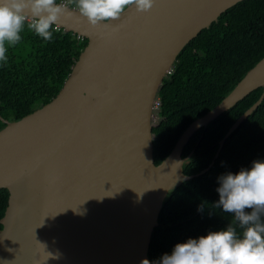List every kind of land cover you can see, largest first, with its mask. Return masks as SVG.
Returning a JSON list of instances; mask_svg holds the SVG:
<instances>
[{"label": "water", "instance_id": "95a60500", "mask_svg": "<svg viewBox=\"0 0 264 264\" xmlns=\"http://www.w3.org/2000/svg\"><path fill=\"white\" fill-rule=\"evenodd\" d=\"M238 1L155 0L147 12L128 6L118 20L96 26L79 9L57 3L67 9L59 28L86 44L50 101L17 120L0 117V188L7 191L0 264L148 259L151 232L170 192L206 170L228 133L264 96L263 55L153 163L152 102L163 76L179 50ZM257 87L258 98L214 143L210 161L196 174H183L200 154L192 147L181 157L189 137ZM46 251L59 258L46 262Z\"/></svg>", "mask_w": 264, "mask_h": 264}, {"label": "trees", "instance_id": "16d2710c", "mask_svg": "<svg viewBox=\"0 0 264 264\" xmlns=\"http://www.w3.org/2000/svg\"><path fill=\"white\" fill-rule=\"evenodd\" d=\"M58 2L78 9L77 0ZM20 36L15 45L6 46V61H0V117L7 121L50 101L86 44L84 37L61 28L53 30L50 41L26 25ZM263 55L264 0L238 1L200 29L176 54L157 89L156 120L151 128L153 163L163 159L183 129L215 106ZM260 92L261 87L251 90L189 137L181 157L192 147L193 153L200 154L183 168V174H196L210 161L216 150L214 143ZM3 125L0 120V128ZM253 160H264V96L228 133L206 170L170 192L159 209L147 258H160L176 243L232 223L234 214L214 206L219 199L217 178L248 168ZM6 200L7 191L0 188V212Z\"/></svg>", "mask_w": 264, "mask_h": 264}, {"label": "clouds", "instance_id": "9594fccd", "mask_svg": "<svg viewBox=\"0 0 264 264\" xmlns=\"http://www.w3.org/2000/svg\"><path fill=\"white\" fill-rule=\"evenodd\" d=\"M154 2L77 0L80 14L92 26L118 20L128 6L147 12ZM66 12V7L56 0H0V61H6V46L20 41L25 25L50 41L53 30L59 31L60 18ZM217 179L219 199L214 206L234 214L233 222L224 229L176 243L155 264H264V160H253L250 167L235 174L226 172ZM38 243L45 249L43 243ZM46 253V262L59 258V254ZM140 264L150 261L142 259Z\"/></svg>", "mask_w": 264, "mask_h": 264}, {"label": "bare ground", "instance_id": "6f19581e", "mask_svg": "<svg viewBox=\"0 0 264 264\" xmlns=\"http://www.w3.org/2000/svg\"><path fill=\"white\" fill-rule=\"evenodd\" d=\"M155 100H157V98H156V96H155V98H154V100H153V102H152V111H153V114H154V118L153 119H155L156 120V106L154 107V101Z\"/></svg>", "mask_w": 264, "mask_h": 264}, {"label": "built area", "instance_id": "2783aa9c", "mask_svg": "<svg viewBox=\"0 0 264 264\" xmlns=\"http://www.w3.org/2000/svg\"><path fill=\"white\" fill-rule=\"evenodd\" d=\"M157 106V100L154 101V107Z\"/></svg>", "mask_w": 264, "mask_h": 264}, {"label": "rangeland", "instance_id": "374dc122", "mask_svg": "<svg viewBox=\"0 0 264 264\" xmlns=\"http://www.w3.org/2000/svg\"><path fill=\"white\" fill-rule=\"evenodd\" d=\"M155 122V119H153L152 124Z\"/></svg>", "mask_w": 264, "mask_h": 264}]
</instances>
